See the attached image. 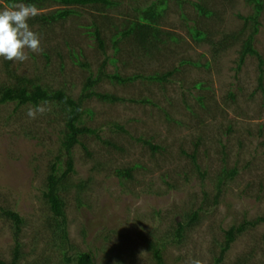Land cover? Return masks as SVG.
<instances>
[{"label":"rangeland","instance_id":"1","mask_svg":"<svg viewBox=\"0 0 264 264\" xmlns=\"http://www.w3.org/2000/svg\"><path fill=\"white\" fill-rule=\"evenodd\" d=\"M115 1L119 4L106 14L99 6H77L78 13L65 21L44 27L28 21L43 51L26 50L29 59L24 62L0 58V84L13 85L25 76L63 88L77 100L87 78L103 64L107 73L122 77L173 71L162 83L103 80L95 90L122 100L84 101V124L97 129L101 138H81L91 157L81 145L74 148L73 181L88 185L82 204L76 188L66 196L67 246L74 259L77 252H91L95 264H156L152 243L172 235L177 222L188 220L186 214L199 211V221L187 229L183 243H166L164 259L167 264L192 259L216 264L226 231L264 215V74L261 87L257 56H246L240 65L241 42L216 53L208 42L196 41L190 27L214 33L218 41L223 33L243 28V18L255 13V4L171 0L160 23L176 40L145 55L129 39L116 51L111 40L115 28L101 19L108 14L121 28L136 15L135 8L153 0ZM196 2L206 3L214 16H201ZM5 6L0 0V10ZM59 8L63 6L52 4L40 12ZM95 20L104 27L105 49L90 29ZM259 20L254 45L264 59V0ZM248 27L242 39L250 35L252 24ZM79 62L89 63L90 69ZM47 106L50 111L36 119L26 114L35 107L31 104L0 106V208L15 210L25 220L18 264H76L65 260L48 228L51 210L43 192L53 162L61 156L65 169L66 158L60 151L65 114L53 103ZM145 141L161 148L154 151ZM128 168L134 169L132 178L116 174ZM224 168L237 173L219 185V178L226 177ZM15 243L12 223L0 212V258L7 263L14 259ZM221 264H264V222L240 235Z\"/></svg>","mask_w":264,"mask_h":264},{"label":"trees","instance_id":"2","mask_svg":"<svg viewBox=\"0 0 264 264\" xmlns=\"http://www.w3.org/2000/svg\"><path fill=\"white\" fill-rule=\"evenodd\" d=\"M171 0H153L148 5L143 7L135 8L136 15L129 17L122 25L121 28L117 27L112 21L113 19L107 14L102 17L101 23L104 25L108 24L111 28H115V33L111 36V40L115 46L116 51H120V42L124 39H129L136 47L137 50L141 51L145 55L152 54L153 51H159L161 48H165L171 40H176L175 36L170 32L163 30L161 27V20L165 17V14L169 8ZM184 1V0H178ZM250 3L255 4V13L250 15L245 20V25L238 31L223 33L218 41H214L212 35L214 33H209L204 31L197 26L190 27V33L193 35L194 39L198 42H208L211 44L216 53L222 50L228 49L230 46L241 42L242 47L240 51V65L245 61L246 56L253 55L260 59L261 63V83L263 86V64L264 59L258 50L255 48V35L258 33L260 26V15L263 10V0H248ZM7 6L13 3H26L35 4L40 10L48 8L52 4H58L63 6L57 10L51 12H40V14L29 22L31 24H39L41 27L48 26L49 24L57 23L59 21H65L70 16L78 13L75 7L77 6H99L100 12H107L108 9L113 8L119 4L115 0H5ZM196 9L199 11L201 16L210 18L214 16V11L207 7L205 3H193ZM2 6V5H1ZM103 9V11H102ZM108 13V12H107ZM106 14V13H104ZM252 24V29L250 35L242 39L249 24ZM98 21H93L90 29H93L92 34L96 37L98 41V46L101 49H105L106 39L103 36V25ZM104 25V26H105ZM89 29V30H90ZM91 34V31H90ZM242 40V41H241ZM78 54H74V58L80 59ZM113 62L117 59H111ZM82 68L90 69L89 63H78ZM209 66V63L206 64ZM103 64L100 68V72L97 75L93 73L87 78L82 93L79 99H74L70 94H68L65 89L59 88L53 89L47 85L38 83L36 79L27 78L21 76L16 84L7 85L5 83L0 84V106L16 102L18 106L24 105H40L43 101H48L49 103L59 106V112L65 114V125L61 137V149L60 151L65 155L66 168L60 164L62 160L61 156H58L57 160L53 162L51 170L48 176L47 186L43 192V198L51 210V220L48 223V228L52 233L53 244L60 246L62 254L65 260L68 262H73L76 260V264H95L94 257L91 252H77L76 258L70 255L69 247V230H68V216H67V201L66 196L72 189H77V200L79 204H82L81 194L87 188V181H80L77 184L73 181V174L75 171V160H74V148L77 145H81L86 151L88 156H92L91 151L88 150L87 144L81 141L84 136H97L101 138L97 129H93L86 126L83 121V103L86 99H91L93 97L99 98L103 101L117 102L122 100L115 95H109L106 93H100L95 90L96 86L103 80L109 79L111 82L127 83L128 81H133L138 78H145L154 82H164L168 80L169 75L174 72H169L164 75L154 74V75H134L132 77H122L119 73H107L104 69ZM202 83H198L197 87H201ZM90 112V111H89ZM124 129L123 127H120ZM107 144L114 146L110 141H104ZM149 146L157 151L161 147L159 145H154L149 141H145ZM195 159V157H194ZM138 166V165H137ZM136 166V167H137ZM133 168L128 169H117L116 174L121 178H132ZM224 174L226 177L219 178V185L225 183L228 178H234L237 173L236 169L224 168ZM220 194V193H219ZM217 196V201L218 197ZM2 216L10 220L12 227L14 229V235L16 239L15 249H14V259L7 263L0 258V264H18L22 256V244L20 242L19 235L22 232V227L24 225V218L15 210L9 208H0ZM199 211H194L190 214H186L188 220H183L177 222V228L172 235L168 234L165 238H160L156 242L152 243L153 258L156 264H167L164 259V249L167 242H172L173 244H181L184 241L187 229L194 226L199 221L200 217ZM264 222V215L254 219L252 221H245L239 225L231 226L225 234V240L221 245L220 255L216 258V264H221L224 262L227 252L231 249L233 243L237 238L242 235L249 227H255L260 223ZM59 247V248H60ZM74 248V247H72ZM247 259L245 260L246 263Z\"/></svg>","mask_w":264,"mask_h":264},{"label":"clouds","instance_id":"3","mask_svg":"<svg viewBox=\"0 0 264 264\" xmlns=\"http://www.w3.org/2000/svg\"><path fill=\"white\" fill-rule=\"evenodd\" d=\"M40 14L35 4L13 3L0 10V58L8 61L24 62L29 59L26 50L41 53L39 35L31 30L28 21ZM48 101L30 107L27 116L36 119L37 115H44L50 108ZM188 264H201L200 260L192 259Z\"/></svg>","mask_w":264,"mask_h":264}]
</instances>
